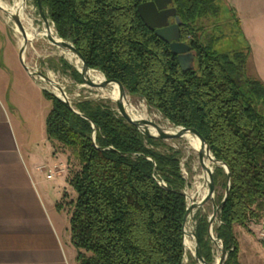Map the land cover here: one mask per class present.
Returning <instances> with one entry per match:
<instances>
[{
	"label": "trees",
	"instance_id": "1",
	"mask_svg": "<svg viewBox=\"0 0 264 264\" xmlns=\"http://www.w3.org/2000/svg\"><path fill=\"white\" fill-rule=\"evenodd\" d=\"M150 1L42 0V6L58 36L74 44L89 69L120 81L128 96L143 99L175 127L196 129L215 159L228 166L230 191L213 233L227 251L224 264H241L235 226L251 232L252 224L264 220V84L245 75L244 54H218L213 40L207 43L199 34V22L212 16L217 0H173L182 41L195 53L188 72L140 18L138 6ZM62 62L81 83L80 73ZM43 95L52 105L47 138L69 153V166L73 157L79 167L69 169L77 263L184 264L187 181L181 152L146 137L110 101L80 99L76 113L48 91ZM213 179L216 191H224L215 197L219 206L228 174L215 166ZM208 228L202 216L197 235L205 261L213 264Z\"/></svg>",
	"mask_w": 264,
	"mask_h": 264
},
{
	"label": "crops",
	"instance_id": "2",
	"mask_svg": "<svg viewBox=\"0 0 264 264\" xmlns=\"http://www.w3.org/2000/svg\"><path fill=\"white\" fill-rule=\"evenodd\" d=\"M222 1L244 34H264V0ZM1 51L0 264H78L71 243V214L59 207L65 195L76 199L69 183V153L48 140L46 118L51 109L41 108L39 84L9 57L13 51L5 38L2 42L0 30ZM254 75L264 84V48L258 46ZM56 168L60 172L47 179L48 171ZM43 176L64 189L62 198L58 200L60 191L55 193V186L54 191L43 186Z\"/></svg>",
	"mask_w": 264,
	"mask_h": 264
},
{
	"label": "rangeland",
	"instance_id": "3",
	"mask_svg": "<svg viewBox=\"0 0 264 264\" xmlns=\"http://www.w3.org/2000/svg\"><path fill=\"white\" fill-rule=\"evenodd\" d=\"M1 2L7 6V9L12 10L16 9L20 2L26 3L28 12H30L28 14H30L34 19L32 27L34 29H38L39 32L46 31L49 34H56L53 24H51V26L53 27L54 32L51 31L50 27L47 28L44 25L38 12L36 0H1ZM214 8L216 9V13L214 12L216 15L213 13L209 18L202 19L199 22V26L201 27L199 34L203 35V39L207 43L213 40L212 48L218 54H244L245 75L247 77L256 78L254 75L255 50L257 46L258 48H264V34H244L240 26L238 25L237 20L234 18L231 9L222 0H217ZM171 22L173 23V20ZM0 30L2 32V42H4L5 38V42L8 45V50L13 51L9 52V57H12L14 63H16L17 65V61H19V51L22 46V35L19 31H17V27L15 26V24L4 12H0ZM3 55L4 54L1 51L0 63L4 61ZM67 55H69L67 52H64L58 47L52 45L47 38L38 37L36 40L28 43L25 50L24 59L26 65L32 71H41L53 81L60 84L64 88L67 97L71 100V102H75L80 99L105 100L110 101L117 110L115 102L111 101L109 98L103 97L99 89L88 87L85 84L82 76L81 83L77 80V77L74 75L72 70L66 67L62 62V60H65L72 68L78 71L76 65L68 59ZM20 67H22V65ZM37 83L41 88V90H39V95L43 97L41 100V108L46 107L48 108V110H50L52 105L51 102L45 100L43 95V88L54 93L55 91L49 84L45 83L44 81L38 80ZM129 97L137 109L143 110L144 108H146L148 110L149 114L146 120L152 121L159 125L161 124L166 126L167 124H169V126L175 127L157 110L148 107L143 99L139 97ZM156 115H160L163 120H158L155 117ZM161 141H163L168 147L173 148L175 151L181 152V171L184 179H186L187 181L185 193L190 197L194 191L197 177L201 173L198 151L192 148L190 142L187 139ZM160 151H164V149H160ZM78 168L79 167L77 161L72 157L69 169L75 172L78 170ZM42 179L43 181H45V176H43ZM43 183V186L50 187L51 191H54L53 186H55V188L57 189L55 193L60 191L58 200L64 196V189L59 188L55 181H45ZM223 192L224 191L222 188H218L215 197L216 195L223 194ZM72 198H74L73 194H69L68 197H65L62 202V207H65L66 211L68 212H70L71 210L70 202L73 201ZM216 207V201L214 203H207L201 212L195 214V223L199 218L201 219L202 216L208 217L209 220V218L213 215ZM67 217L68 214L65 215L66 219ZM263 221L260 224H252L250 226L251 232H248L240 226H235L234 231L240 246L239 261L241 264H264V238L262 236V234L264 233L262 229ZM194 225L195 224H189V228L193 229ZM215 225H219L218 219H216L214 226ZM189 242L191 243L193 250V241L189 239ZM218 246H221L220 243ZM218 246L212 244L214 253L213 264H216L217 260L220 257ZM185 254L186 255L183 262L184 264H196L191 251L186 250Z\"/></svg>",
	"mask_w": 264,
	"mask_h": 264
},
{
	"label": "water",
	"instance_id": "4",
	"mask_svg": "<svg viewBox=\"0 0 264 264\" xmlns=\"http://www.w3.org/2000/svg\"><path fill=\"white\" fill-rule=\"evenodd\" d=\"M1 1V0H0ZM24 1V0H23ZM37 8L39 15L44 23V25L48 28L52 24L51 21L48 19L45 10L42 6V0H36ZM138 13L144 24L165 43L169 44L170 49L174 55L177 56L181 69L184 72H188L194 69L195 63V53L192 49V46L186 42L182 41L181 38V19L177 16V10L174 7L173 0H152L147 3H143L138 6L137 8ZM0 12L6 13L10 20L15 24L17 27V31L23 37V43L19 51V62L26 71V73L34 80V81H44L45 83L49 84L51 87L55 86V88L59 91V94L48 91L47 89L43 88V90L48 91L53 96L57 97L58 99L62 100L63 102L67 103L72 110L74 109V103L67 97V94L64 88L49 78L46 74L41 71H32L25 63L24 54L28 43L32 42L29 41L27 38V32L23 22L21 20V16L17 11L12 9H4L3 6L0 4ZM174 20L173 23L171 21ZM54 26V25H53ZM47 39L50 43L64 52H67L69 55H72L81 64V69H78L80 72L85 84L90 88H95L99 90H108L113 85H117L120 91V96L117 101H115L117 111L121 117H123L129 124L138 128V130L144 134L146 137L157 139V140H180V139H187V137H192L197 139L200 142V150L198 151V157L200 165L202 166L203 170L208 173V181H207V188L208 192L205 198L199 203L196 204L190 201V197L185 193L186 200H187V209L183 220V250H184V258H185V235L186 230L188 229V233L191 235V241H193V250L192 256L195 260L196 264H208L203 255L200 240L197 235V230L200 222V218L195 223L194 216L196 213L201 212L205 205L209 202H215V194H216V187L213 179L214 168L215 166L223 167L227 174H228V183L225 190V197L221 205L215 208L213 215L209 218V228L208 234L211 240V243L214 245H220V257L217 260L216 264H224L227 259V251L224 249L222 241L218 240L213 233V227L216 219L220 220L221 213L225 204V201L229 195L230 185H231V175L228 166L215 159L210 146L208 145L207 141L203 138V136L196 130V129H187L183 127H176L178 129L177 132L169 133L164 131L161 127H159L156 123L148 120H137L133 119L131 115H129L125 101L127 99V91L123 84L118 80H107L102 83H95L86 77L87 72L91 71L89 69L87 62L83 55L76 49L73 43L64 40L58 36V34L49 35ZM105 77V76H104ZM53 88V87H52ZM54 89V88H53ZM112 101V100H111ZM78 113L77 111H75ZM85 118V116L82 115ZM155 129L157 131L156 134H153L150 130ZM188 140V139H187ZM93 141L95 142V134L93 136ZM210 162V166L206 165V162ZM161 186L166 187V185L161 182ZM189 224H195L194 228H189Z\"/></svg>",
	"mask_w": 264,
	"mask_h": 264
},
{
	"label": "bare ground",
	"instance_id": "5",
	"mask_svg": "<svg viewBox=\"0 0 264 264\" xmlns=\"http://www.w3.org/2000/svg\"><path fill=\"white\" fill-rule=\"evenodd\" d=\"M0 4L3 6L4 9H7V6L2 3L0 1ZM14 11H17L20 16H21V20L23 22V25L25 26L26 32H27V38L29 39V41H34L36 40L38 37H43V38H47L49 35H54V34H49L46 31L43 32H39L38 29H34L32 27V24L34 22L33 17L28 14L30 12H28L26 3L20 2L17 6L16 9H14ZM22 43H23V37H22ZM68 59L70 61H72L76 67L78 69H81V64L78 61V59H76L75 57H73L72 55H67ZM71 63V62H70ZM86 77L88 79H90L91 81L99 84L105 81V77L104 75L97 71V70H91L89 72H87ZM54 88L55 93L59 94V91L55 88V86H52ZM101 94L103 97L109 98L110 100H112L113 102L117 101L119 96H120V91L117 85H113L110 89L108 90H100ZM125 105L127 108V111L129 113V115H131V117H133V119H137V120H146L147 116L149 114L148 110L146 108H144L143 110H139L137 109L134 104L132 103L131 99L129 96H127V99L125 101ZM138 107V106H137ZM144 107V106H143ZM158 120L162 121V117L160 115H156L155 116ZM159 127H161L164 131L169 132V133H174L177 132L178 129L176 127H172L169 126V124L165 125H159L157 124ZM153 134H156L157 131L155 129H151L150 130ZM188 141L190 142L192 148L196 151L200 150V142L192 137H187ZM207 166H210V162L207 161L206 162ZM208 173L205 172L201 166V173L200 175L197 177V182L194 188V191L192 193V195L190 196V201L194 202L196 204H199L207 195L208 192V188H207V181H208ZM186 235H185V247L187 251H191L192 252V245L189 242V239L191 238V235L188 233V229L186 230ZM188 259V258H187Z\"/></svg>",
	"mask_w": 264,
	"mask_h": 264
},
{
	"label": "built area",
	"instance_id": "6",
	"mask_svg": "<svg viewBox=\"0 0 264 264\" xmlns=\"http://www.w3.org/2000/svg\"><path fill=\"white\" fill-rule=\"evenodd\" d=\"M42 170L45 171L46 168L44 167V168H42ZM59 172H60V171H59L57 168L54 170V172L51 171V170H49V171H48L49 174L47 175V179H49V180L53 179V177H54V173H59ZM262 229H263V231H264V221H263ZM262 236H263V238H264V233L262 234Z\"/></svg>",
	"mask_w": 264,
	"mask_h": 264
},
{
	"label": "flooded vegetation",
	"instance_id": "7",
	"mask_svg": "<svg viewBox=\"0 0 264 264\" xmlns=\"http://www.w3.org/2000/svg\"><path fill=\"white\" fill-rule=\"evenodd\" d=\"M172 23V22H171Z\"/></svg>",
	"mask_w": 264,
	"mask_h": 264
}]
</instances>
